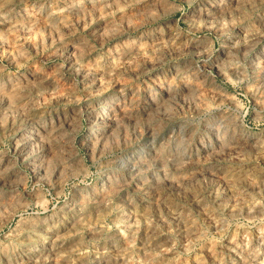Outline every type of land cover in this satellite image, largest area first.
I'll return each instance as SVG.
<instances>
[{"label":"rangeland","instance_id":"obj_1","mask_svg":"<svg viewBox=\"0 0 264 264\" xmlns=\"http://www.w3.org/2000/svg\"><path fill=\"white\" fill-rule=\"evenodd\" d=\"M263 61L264 0H0V264H264Z\"/></svg>","mask_w":264,"mask_h":264},{"label":"bare ground","instance_id":"obj_2","mask_svg":"<svg viewBox=\"0 0 264 264\" xmlns=\"http://www.w3.org/2000/svg\"><path fill=\"white\" fill-rule=\"evenodd\" d=\"M163 2H164V1H163ZM210 19H211V18H210ZM151 35H152V34H151ZM157 36H158V35H157ZM149 37H150V36H149ZM251 45H252V44H251ZM250 49H251V48H250ZM139 53H140V52H139ZM259 53H260V52H259ZM132 55H134V54H132ZM262 56H263V55H262ZM124 58H125V57H124ZM206 58H207V57H206ZM120 61H121V60H120ZM258 61H260V60H258ZM216 62H217V60H216ZM263 62H264V61H263ZM210 63H212V62H210ZM252 63H253V62H252ZM121 64H122V63H121ZM200 64H201V63H200ZM261 64H262V63H261ZM73 65H74V64H73ZM96 65H97V64H96ZM212 65H213V63H212ZM216 65H217V64H216ZM218 65H219V64H218ZM202 66H203V65H202ZM213 66H214V65H213ZM220 66H221V65H220ZM250 66H251V65H250ZM255 66H258V64L255 65ZM263 66H264V63H263ZM207 67H208V66H207ZM207 67L205 66V67H203V68H207ZM209 67H212V66H209ZM215 67H217V66H215ZM184 68H185V67H183V69H184ZM203 68H202V69H203ZM219 68H220V67H219ZM260 68H261V67H260ZM260 68L258 67L257 71H258V73H259V75H260L261 77L258 75V78H255V79H256V80L259 79V82H260V78H261V79H262L261 81L264 82V69H262V68L260 69ZM96 69H97V68H96ZM92 70H93V69H92ZM219 70H220V69H219ZM221 70H222V69H221ZM190 71H191V70H190ZM255 71H256V69H255ZM72 72H73V70H72ZM203 72H204V71H203ZM216 72H217V71H216ZM236 72H237V71H236ZM255 73H256V72H255ZM202 74H203V73H202ZM220 74H221V73H220ZM253 74H254V73H253ZM256 75H257V74H256ZM195 76L197 77V75H195ZM208 76H209V75H207V77H208ZM211 76H212V75H211ZM204 77H205V76H204ZM201 78H202V77H201ZM201 78H200V79H201ZM194 79H195V78H194ZM203 79H204V78H203ZM203 79H202V80H203ZM205 79H206V78H205ZM205 79H204V80H205ZM210 79H211V77H210ZM255 79H254V80H255ZM181 80H182V79H181ZM181 80H180V81H181ZM183 80H184V79H183ZM202 80H201V81H202ZM211 80H212V79H211ZM193 81H194V80H193ZM193 81H192V82H193ZM198 81H199V80H198ZM198 81H197V82H198ZM201 81H200V83H201ZM208 81H210V80H208ZM192 82H191V83H192ZM189 83H190V82H189ZM198 83H199V82H198ZM198 83H197V84H198ZM194 84H195V83H194ZM202 84H203V82H202ZM208 84H209V83H208ZM247 84H248V83H247ZM186 85H187V84H186ZM198 85H199V84H198ZM198 85H196L197 98H198V95H200V92L204 91V90L201 91V88H200V86L198 87ZM204 85H205V84H204ZM160 86H161V85H160ZM176 86H177V87H180V86H178V85H176ZM263 86H264V85H262V87H263ZM150 88H151V87H150ZM169 88H170V87H169ZM171 88H172V87H171ZM175 88H176V87H175ZM203 88H205V87H203ZM247 88H248V87H247ZM250 88H251V87H250ZM161 89H162V88H161ZM173 89H174V88H173ZM217 89H218V88H217ZM162 90H163V89H162ZM164 90H165V88H164ZM177 90H178V89H177ZM177 90H176V91H177ZM210 90H211V89H210ZM215 90H216V89H215ZM216 91H217V90H216ZM216 91H214V92H216ZM160 92H161V90H160ZM178 92H179V91H178ZM185 92H186V89H185ZM185 92H184V93H185ZM206 92H208V91H206ZM206 92H205V93H206ZM217 92H218V91H217ZM217 92H216V93H217ZM164 93H165V91H164ZM179 93H181V91H180ZM205 93H204V94H205ZM216 93H215V94H216ZM161 94H162V93H161ZM208 94H209V93H208ZM212 94H214V93H212ZM152 95H153V94H152ZM176 95H177V94H176ZM192 95H193V94H191V96H192ZM201 95H202V93H201ZM216 95H217V94H216ZM223 95H224V94H223ZM225 95H226V94H225ZM167 96L169 97V96H171V94H170V95H167ZM177 96H178V95H177ZM152 97H153V96H152ZM163 97H164V96H163ZM193 97L196 98V96H193ZM202 97H203V96H202ZM209 97H210V96H209ZM113 98H115V97H113ZM165 98L167 99L166 96H165ZM174 98H175V97H174ZM195 98H194V100H193L194 102L196 101ZM197 98H196V99H197ZM199 99H200V98H199ZM103 100H104V99H103ZM150 100H151V99H150ZM200 100H201V99H200ZM205 100H206V99H205ZM220 100H221V99H220ZM154 101H155V100H154ZM165 101H166V100H165ZM198 101H199V100H198ZM203 101H204V100H203ZM203 101H202V102H203ZM166 102H167V101H166ZM194 102H193V103H194ZM196 102H197V101H196ZM220 102H221V101H220ZM220 102H218V103H220ZM257 102H258V101H257ZM198 103H200V102H198ZM205 103H207V102H205ZM162 104H164V103H162ZM207 104H208V103H207ZM233 104H234V103H233ZM257 104H258V103H257ZM259 104H260V103H259ZM134 105H135V104H134ZM152 105H153V104H152ZM152 105H151V106H152ZM155 105H157V104H155ZM194 105H195V104H194ZM209 105H210V104H209ZM236 105H237V104H236ZM130 106H131V105H130ZM162 106H164V105H162ZM199 106H202V105L200 104ZM199 106H198V107H199ZM203 106H204V105H203ZM203 106H202V108H203ZM205 106H207V105L205 104ZM205 106H204V107H205ZM132 107H133V106H132ZM153 107H155V106H153ZM164 107H165V106H164ZM196 107H197V106L195 105V108H196ZM211 107H212V106H211ZM123 108H124V107H123ZM130 108H131V107H130ZM165 108H166V107H165ZM151 109H152V108H151ZM155 109H156V108H155ZM196 109H197V108H196ZM207 109H209V108H207ZM149 110H150V109H149ZM152 110H153V109H152ZM156 110H157V109H156ZM161 110H162V109H161ZM193 110H195V109H193ZM209 110H210V109H209ZM122 111H123V110H122ZM197 111H198V110H197ZM202 111H203V110H202ZM207 111H208V110H207ZM129 112H130V111H129ZM165 112H166V111H165ZM168 112H169V111H168ZM222 112H223V111H222ZM99 113H100V111H99ZM205 113H206V112H205ZM123 114H125V113H123ZM129 114H131V113H129ZM149 114H150V113H149ZM164 114H165V113H164ZM107 115H108V114H107ZM134 115H135V114H134ZM146 115H148V114H146ZM165 115H166V114H165ZM218 115H219V114H218ZM220 115H221V114H220ZM227 115H228V114H227ZM127 116H129V115L127 114ZM132 116H133V115H132ZM135 116H136V115H135ZM162 116H163V115H162ZM167 116H168V115H166L165 117H167ZM222 116H223V115H222ZM222 116H221V117H222ZM225 116H226V115H225ZM154 117H158V116H155V115H154ZM181 117H182V116H181ZM228 117H229V116H228ZM127 118H128V117H127ZM141 118H142V117H141ZM143 118H144V117H143ZM229 118H230V117H229ZM100 119H101V118H100ZM102 119H103V118H102ZM132 119H133V118H132ZM136 119H137V117H136ZM152 119H153V118H152ZM164 119H165V118H164ZM219 119H220V118H219ZM37 120H38V119H37ZM107 120H108V119H107ZM138 120H140V119H138ZM158 120H159V119H158ZM228 120H229V119H228ZM233 120H234V119H233ZM233 120H232V121H233ZM28 121H29V120H28ZM213 121H215V120H213ZM102 122H103V121H102ZM108 122H109V120H108ZM158 122H159V121H158ZM189 122H190V121H189ZM219 122H220V121H219ZM233 122H234V121H233ZM233 122H232V123H233ZM109 123H110V122H109ZM109 123H106V122H105V124H107V125H108ZM111 123H112V122H111ZM114 123H115V122H114ZM154 123H155V122H154ZM160 123H161V122H160ZM160 123H159V124H160ZM162 123H164V121H163ZM214 123H216V122H214ZM214 123H213V124H214ZM229 123H230V122H229ZM232 123H231V124H232ZM235 123H236V122H235ZM101 124H102V123H101ZM136 124H137V123H136ZM145 124H146V123H145ZM147 124H149V123H147ZM159 124H158V127H159ZM207 124H208V123H207ZM207 124H206V125H207ZM243 124H244V123H243ZM103 125H104V124H102V126H103ZM137 125H138V124H137ZM160 125L162 126V124H160ZM211 125H212V124H211ZM214 125H215V124H214ZM214 125H213L212 127H214ZM235 125H236V124H235ZM97 126H98V125H97ZM109 126H110V125H109ZM149 126H151V125H149ZM152 126H153V124H152ZM154 126H155V125H154ZM156 126H157V125H156ZM219 126H220V124L218 125V127H219ZM231 126H232V125H231ZM231 126L228 127V126H226V125L224 124V126H222V129H220V130H218V128L215 129V130H217V131H214V133H215L214 136H215L216 142H212L210 145H208L207 147H205L204 149H202L203 152H204V155H206L207 157L210 155L213 159H214L215 155L218 156V155L220 154V156H221V153H219L220 151H219V152H216V151L214 150V147L222 142L223 138H225V137L227 136V134H226L227 132L230 133V127H231ZM233 126H234V123H233ZM26 127H27V126H26ZM59 127H60V126H59ZM59 127H57V128H59ZM98 127H99V126H98ZM146 127H147V126H146ZM197 127H198V126H197ZM208 127H209V125H208ZM242 127H243L242 125H240V126L238 127V128L240 129V134H241V136L239 137L240 139L238 138V140H236V137H235V136H232V138H233V137L235 138V139L233 138V139L235 140V141H234V144H235V146H236V149H238V150H239V148H238L237 146H240V143L242 144V143L244 142V141L239 142V140L246 139L247 141H250V142L252 141V140H251V137H250L249 135L245 134L244 129H243L244 127H243V128H242ZM34 128H35V127H34ZM53 128H54V127H53ZM57 128H56V129H57ZM114 128H115V127H114ZM179 128H180V127H179ZM179 128H178V129H179ZM204 128H205V127H204ZM209 128H211V127H209ZM54 129H55V128H54ZM98 129H99V128H98ZM103 129H104V128H103ZM107 129H108V128H107ZM110 129H111V128H110ZM115 129H116V128H115ZM160 129H162V128H160ZM193 129H194V128H193ZM234 129H237V128L234 127ZM34 130H35V129H34ZM101 130H102V129H101ZM156 130H157V129H156ZM203 130H204V129H203ZM206 130H207V129H206ZM111 131H112V130H111ZM111 131H110V134H111ZM115 131H116V130H115ZM173 131H174V130H173ZM180 131H181V130H180ZM223 131L226 132L225 135H224V133H223L224 136H222V134L220 133V132H223ZM233 131L235 132V130H233ZM24 132H25V131H24ZM51 132H52V131H51ZM89 132H90V131H89ZM157 132H158V131H157ZM177 132H178V131H177ZM187 132H188V131H187ZM49 133H50V132H49ZM53 133H54V132H53ZM97 133H98V132H97ZM101 133H102V132H101ZM104 133H105V132H104ZM104 133H102V134H104ZM149 133L155 135V133L153 132V130H149ZM188 133H189V132H188ZM210 133H211V132H210ZM212 133H213V132H212ZM31 134H32V133H31ZM56 134H57V133H56ZM123 134H124V133H123ZM142 134H143V133H142ZM180 134H182V132H181ZM236 134H237V133H236ZM52 135H54V134H52ZM95 135H96V134H95ZM99 135H100V134H99ZM105 135H106V134H105ZM105 135H104V136H105ZM111 135H112V134H111ZM113 135H114V134H113ZM154 135H153V136H154ZM178 135H179V133H178ZM199 135H200V134H199ZM237 135H238V134H237ZM43 136H44V135H43ZM109 136H110V135H109ZM147 136H148V135H147ZM176 136H177V135H176ZM209 136H210V135H209ZM214 136H213V137H214ZM253 136H254V135H253ZM39 137H40V136H39ZM48 137H49V136H48ZM88 137H89V136H88ZM90 137H91V134H90ZM105 137H106V136H105ZM116 137H117V135H116ZM125 137H126V136H125ZM149 137H150V136H149ZM161 137H162V136H161ZM184 137H185V135H184ZM194 137H195V136H194ZM198 137H199V136H198ZM227 137H228V136H227ZM230 137H231V136H230ZM237 137H238V136H237ZM54 138H55V137H54ZM56 138H57V137H56ZM94 138H95V137H94ZM106 138H107V137H106ZM112 138H113V137H112ZM152 138H153V137H152ZM152 138H151V139H152ZM168 138H169V137H168ZM173 138H174V137H173ZM204 138H205V137H204ZM261 138H262V137H261ZM263 138H264V137H263ZM95 139L97 140V138H95ZM103 139H104V137H103ZM116 139H117V138H116ZM134 139H135V138H134ZM169 139H170V138H169ZM213 139H214V138H213ZM213 139H212V141H214ZM225 139H229V138H225ZM230 139H231V138H230ZM255 139H257V140H255ZM255 139H253V141H252V143H254V144H252V145L256 148L255 151H256V152L258 151V153H260L261 155L264 156V141H263L262 139H260L259 137H258V138H255ZM48 140H49V139H48ZM50 140H51V139H50ZM50 140H49V142H50ZM87 140H88V139H87ZM100 140H101V139H100ZM107 140H108V139H107ZM113 140H114V139H113ZM156 140H157V139H156ZM174 140H175V139H174ZM200 140H201V139H200ZM200 140H199V141H200ZM210 140H211V139H210ZM231 140H232V139H231ZM21 141H22V140H21ZM28 141H29V140H28ZM54 141H55V140H54ZM91 141H92V140H91ZM97 141H98V140H97ZM105 141H106V140H105ZM151 141H152V140H151ZM175 141H177V140H175ZM178 141H179V140H178ZM191 141H192V139H191ZM225 141H226V143H227V140H225ZM98 142H99V141H98ZM100 142L102 143L103 141H100ZM114 142H115V141H114ZM116 142H117V141H116ZM156 142H158V141H156ZM223 142H224V141H223ZM18 143H19V142H18ZM57 143H58V142H57ZM57 143L55 142L54 144H57ZM89 143H90V142H89ZM145 143H146V142H145ZM150 143H151V142H150ZM209 143H210V142H209ZM231 143H232V142H231ZM19 144H20V143H19ZM29 144H30V143H29ZM111 144H112V143H111ZM115 144H116V143H115ZM123 144H124V143H123ZM165 144H166V143H165ZM174 144H175V143H174ZM200 144H201V143H200ZM203 144H204V142H203ZM206 144H207V143H206ZM224 144H225V143H224ZM224 144H222V147H223ZM244 144H245V143H244ZM246 144H247V143H246ZM37 145H38V144H37ZM51 145H52V144L50 143V146H51ZM98 145H99V144H98ZM103 145H104V142L102 143V147H103ZM105 145H106V142H105ZM135 145H137V144H135ZM151 145H152V144H151ZM162 145H163V144H162ZM196 145H197V144H196ZM198 145H199V144H198ZM242 145H243V144H242ZM242 145H241V146H242ZM26 146H27V145H26ZM39 146H40V145H39ZM92 146H93V145H92ZM123 146H124V145H123ZM137 146H138V145H137ZM154 146H155V145H154ZM165 146H167V145H165ZM165 146H163V148H164ZM180 146H181V145H180ZM190 146H191V145H190ZM226 146L228 147V145H226ZM230 146H232V145L230 144ZM230 146H229V147H230ZM235 146H233V147H235ZM246 146H249V145H246ZM253 146H252V147H253ZM23 147H24V146H23ZM99 147H100V145H99ZM156 147H157V146H156ZM174 147H175V146H174ZM184 147H185V146H184ZM200 147H201V146H200ZM224 147H225V146H224ZM242 147H243V146H242ZM54 148H55V147H54ZM56 148H57V147H56ZM94 148H95V147H94ZM158 148H159V147H158ZM170 148H171V147H170ZM170 148H169V149H170ZM178 148H179V146H178ZM196 148H197V147H196ZM220 148H221V147H220ZM250 148H251V146H250ZM255 148H254V149H255ZM21 149H22V148H21ZM29 149H30V148H29ZM51 149H52V148H51ZM186 149H187V148H186ZM191 149H192V146H191V148H190L189 150H191ZM221 149H223V148H221ZM221 149H220V150H221ZM225 149H226V147H225ZM227 149H229V148H227ZM227 149H226V150H227ZM233 149H234V148H232V150H233ZM241 149H242V148H241ZM246 149H247V148H246ZM252 149H253V148H252ZM254 149H253V150H254ZM23 150H24V149H23ZM25 150H26V149H25ZM39 150H40V149H39ZM56 150H58V149H56ZM154 150H155V149H154ZM165 150H168V149H165ZM179 150H180V149H179ZM192 150H193V149H192ZM195 150H196V149H195ZM195 150H194V152H195ZM223 150H224V149H223ZM226 150H225V151H226ZM229 150H230V149H229ZM238 150H237V151H238ZM248 150H249V149H248ZM26 151H28V149H27ZM29 151H32V150H29ZM34 151H35V150H34ZM52 151H53V149H52ZM58 151H59V150H58ZM150 151H151V150H150ZM152 151H153V150H152ZM173 151H175V150H173ZM176 151H177V150H176ZM184 151H185V150H184ZM198 151H199V150H198ZM214 151H215V152H214ZM217 151H218V150H217ZM240 151H241V150H240ZM242 151H243V149H242ZM48 152H49V151H48ZM136 152H137V151H136ZM139 152H141V151L139 150ZM155 152H156V151H155ZM180 152H182V151L180 150ZM223 152H224V151H223ZM233 152H234V151H233ZM34 153H35V152H34ZM162 153H163V152H162ZM165 153H166V152H165ZM170 153H171V152H170ZM187 153H188V152H187ZM189 153L191 154V152H189ZM28 154H29V153H28ZM40 154H41V153H40ZM58 154H59V153H58ZM58 154H57V155H58ZM62 154H64V152H63ZM129 154H130V153H129ZM153 154H154V153H153ZM155 154H156V153H155ZM173 154H174V153H173ZM177 154H178V153H177ZM180 154H181V153H180ZM194 154H195V153H194ZM225 154H226V153H224V155H225ZM228 154H229V152H228ZM228 154H227V155H228ZM231 154H232V153H231ZM231 154H230V155H231ZM17 155H18V154H17ZM54 155H56V153H55ZM64 155H65V154H64ZM157 155H158V153H157ZM169 155H170L169 157H171L172 154H169ZM202 155H203V154H202ZM224 155H222V156L224 157ZM233 155H234V153H233ZM27 156H28V155H27ZM116 156H117V155H116ZM182 156H183V155H182ZM206 156H205V157H206ZM217 156H216V159H218ZM263 156H261V157H263ZM43 157H44V156H43ZM53 157H55V156H53ZM53 157H52V158H53ZM57 157H58V156H56V158H57ZM66 157H67V156H66ZM133 157H134V156H133ZM141 157H142V156H141ZM153 157H154V156H153ZM153 157H152V158H153ZM156 157H157V156H155L154 158H156ZM184 157H185V156H184ZM207 157L205 158L206 161H207L208 158L210 159V157H208V158H207ZM225 157H226V156H225ZM56 158H55V159H56ZM59 158H61V157H59ZM63 158H64V157H63ZM63 158H61V159H63ZM129 158H130V157H129ZM152 158H151V159H152ZM164 158H165V157H164ZM172 158H174V157H172ZM172 158H171V159H172ZM192 158H193V156H192ZM57 159H58V158H57ZM131 159H132V157L130 158V160H131ZM138 159H139V158H138ZM157 159H158V158H157ZM166 159H167V158H166ZM168 159H169V158H168ZM171 159L169 160V163H170ZM185 159H186V157H185ZM187 159H188V158H187ZM205 159H204V160H205ZM219 159H220V157H219ZM228 159H229V158H228ZM234 159H235V158H234ZM132 160H133V159H132ZM153 160H154V159H153ZM173 160H174V159H173ZM195 160H197V159H195ZM199 160H200V159H199ZM202 160H203V159H202ZM210 160H211V159H210ZM214 160H215V159H214ZM50 161H51V160H50ZM50 161H49V162H50ZM53 161H54V160H53ZM55 161H56V160H55ZM63 161H64V160H63ZM63 161L61 160V162H63ZM143 161H144V160H143ZM161 161H163V160H162V157H161ZM187 161H188V160H187ZM189 161H190V160H189ZM49 162L45 163V164H47L48 167H50V164L48 165ZM56 162H57V161H56ZM110 162H111V161H110ZM131 162H132V161H131ZM133 162H134V161H133ZM135 162H136V161H135ZM135 162H134V163H135ZM138 162H139V161H138ZM152 162H153V161H152ZM185 162H186V160L183 161V163H185ZM203 162H204V161H203ZM52 163H53V162H52ZM58 163H59V162H58ZM127 163H128V162H127ZM142 163H143V162H142ZM135 164H136V163H135ZM159 164H160V161H159ZM161 164H162V163H161ZM170 164H171V163H170ZM175 164H176V163H175ZM178 164H179V162L177 163V165H178ZM180 164H181V163H180ZM180 164H179V165H180ZM188 164H189V163L187 162V165H188ZM192 164H193V163H192ZM197 164H198V163H197ZM209 164H210V163H209ZM248 164H249V163H248ZM30 165H31V163H30ZM39 165H41V164H39ZM129 165H130V164H129ZM132 165H134V164H132ZM139 165H140V163H139ZM164 165H165V161H164ZM179 165H178V166H179ZM181 165H182V164H181ZM185 165H186V164H185ZM213 165H214V164H213ZM240 165H242V164H240ZM246 165H247V163H246ZM250 165H252V164L250 163ZM250 165H249V167H250ZM11 166H12V165H11ZM35 166H36V165H35ZM42 166H43V165H42ZM68 166H69V165H68ZM158 166H159V165H158ZM161 166H162V165H161ZM174 166H175V165H174ZM189 166H190V165H189ZM219 166H220V165H219ZM4 167H5V166H4ZM36 167H37V166H36ZM56 167H57V166H56ZM163 167H164V166H163ZM175 167H176V166H175ZM198 167H199V166H198ZM214 167H215V166H214ZM239 167H240V166H239ZM243 167H244V166H243ZM243 167H242V168H243ZM254 167H255V166H254ZM45 168H46V166H45ZM51 168H52V167H51ZM63 168H64V167H63ZM147 168H148V167H147ZM166 168H167V167H166ZM188 168H189V167H188ZM194 168H195V167H194ZM207 168H208V167H207ZM212 168H213V167H212ZM221 168H222V167H221ZM233 168H234V167H233ZM244 168H245V167H244ZM247 168H248V167H247ZM250 168H251V167H250ZM7 169H8V168H7ZM7 169H4V170H7ZM36 169H37V168H36ZM43 169H44V168H43ZM52 169H53V168H52ZM131 169H132V168H131ZM142 169H143V168H142ZM157 169H158V168H157ZM178 169H179V168H178ZM205 169H206V168H205ZM205 169H204V170H205ZM208 169H209V168H208ZM213 169H214V168H213ZM216 169H217V168H216ZM226 169H227V168H226ZM230 169H231V168H230ZM234 169H235V168H234ZM240 169H241V168H240ZM245 169H246V168H245ZM251 169H252V168H251ZM253 169H255V168H253ZM253 169H252V171H254ZM1 170H2V169H1ZM1 170H0V171H1ZM55 170H56V169H55ZM64 170H65V169H64ZM158 170H159V169H158ZM166 170H167V169H166ZM201 170H202V169H201ZM206 170H207V169H206ZM209 170H210V169H209ZM218 170H219V169H218ZM249 170H250V169H249ZM255 170H257V169H255ZM258 170H259V168H258ZM258 170H257V171H258ZM48 171H49V170H48ZM58 171H59V170H58ZM66 171H67V170H66ZM196 171H197V169H196ZM202 171H203V170H202ZM202 171H201V172H202ZM220 171H221V170H220ZM236 171H237V170H236ZM240 171H241V170H240ZM246 171H247V170H246ZM260 171H261V170H260ZM260 171H259V172H260ZM263 171H264V170H263ZM3 172H4V171H3ZM3 172L1 171V173H3ZM13 172H14V171H13ZM36 172H37V171H36ZM39 172H40V169H39ZM43 172H44V171H43ZM51 172H52V171H51ZM142 172H143V171H142ZM155 172H156V171H155ZM203 172H205V171H203ZM211 172H212V171H210V173H211ZM226 172H228V171H226ZM247 172H248V171H247ZM247 172H246V173H247ZM255 172H256V171H255ZM259 172H258V173H259ZM1 173H0V174H1ZM4 173H6V171H5ZM62 173H63V172H62ZM131 173H132V172H131ZM207 173H208V172H207ZM207 173H206V174H207ZM210 173H209V174H210ZM213 173H214V172H213ZM219 173H220V172H219ZM232 173H233V172H232ZM241 173H242V172H241ZM263 173H264V172H263ZM16 174H17V173H16ZM37 174H38V173H37ZM50 174H51V173H50ZM52 174H53V173H52ZM110 174H111V173H110ZM217 174H218V173H217ZM242 174H243V173H242ZM247 174H248V173H247ZM259 174H260V173H259ZM12 175H13V174H12ZM40 175H41V174H40ZM60 175H61V172H60ZM60 175H59V176H60ZM62 175H63V174H62ZM113 175H114V174H113ZM161 175H162V174H161ZM210 175H212V174H210ZM210 175H209V176H210ZM213 175H214V174H213ZM226 175H227V174H226ZM231 175H232V174H231ZM237 175H238V173H237ZM239 175H240V173H239ZM244 175H245V173H244ZM249 175H250V174H249ZM249 175H248V176H249ZM251 175L253 176V174H251ZM2 176H3V175H1V178H2ZM10 176H11V174H10ZM124 176H125V175H124ZM138 176H139V175H138ZM140 176H141V175H140ZM140 176H139V177H140ZM216 176H217V175H216ZM220 176H221V174H220ZM228 176H229V175H228ZM245 176H246V175H245ZM255 176H256V175H255ZM262 176H263V175H262ZM55 177H56V176H55ZM139 177H138V180H141V179H139ZM177 177H178V176H177ZM223 177H225V176H223ZM226 177H227V176H226ZM226 177H225V178H226ZM256 177H257V176H256ZM15 178H17V177L15 176ZM59 178H60V177H59ZM219 178H221V177H219ZM239 178H240V177H239ZM247 178H248V177H247ZM260 178H261V177H260ZM262 178H263V177H262ZM262 178H261V180H262ZM248 179H249V178H248ZM254 179H255V178H254ZM17 180H18V179H17ZM43 180H44V179H43ZM263 180H264V179H263ZM3 181H4V179H3ZM169 181H170V180H169ZM171 181H172V179H171ZM176 181H177V179H176ZM250 181H251V180H250ZM0 182H1V181H0ZM172 182H173V181H172ZM9 183H10V182H9ZM13 183L15 184V182H13ZM104 183H105V182H104ZM106 183H107V182H106ZM122 183H124V182H122ZM122 183H121L120 185H122ZM133 183H134V182H133ZM168 183H169V182H168ZM177 183H179V181H178ZM129 184H130V183H128V184H126V185H129ZM139 184H140V183H139ZM156 184H157V183H156ZM3 185H4V184H3ZM126 185H124V186H126ZM118 186H119V185H118ZM146 186H147V184H146ZM149 186H150V185H149ZM14 187H15V186H14ZM115 187H116V186H115ZM121 187H122V186H121ZM133 187H134V186H133ZM16 188H17V187H16ZM145 188H146V187H145ZM136 189H138V188H136ZM136 189H135V190H136ZM149 189H150V187H149ZM0 190H1V189H0ZM111 190H112V192H113V186H112V189H111ZM125 190H126V189H125ZM127 190H128V189H127ZM131 190H132V189H131ZM138 190H139V189H138ZM142 190H143V189H142ZM155 190H156L155 192L158 191L157 189H155ZM106 191H107V190H106ZM116 191H117V190H116ZM116 191H115V192H116ZM0 192H1V191H0ZM123 192H124V191H123ZM142 192H143V191H142ZM159 192H160V191H159ZM108 193H109V192H108ZM1 194H3V198H4V193H1ZM18 194H19V193H18ZM95 194H96V193H95ZM111 194H112V193H111ZM150 194H152V193H150ZM154 194H156V193H154ZM154 194H152V195L154 196ZM158 194H159V193H158ZM97 195H99V194H97ZM147 195H148V194H147ZM0 196L2 197V195H0ZM89 196H90V194H89ZM100 196H101V195H100ZM125 196H126V194H125ZM127 196H128V195H127ZM139 196H140V195H139ZM142 196H143V195H142ZM142 196H141V197H142ZM161 196H163V195H161ZM161 196H160V197H161ZM11 197H12V196H11ZM81 197H82V196H81ZM95 197H96V196H95ZM121 197H122V196H121ZM6 198H7V196H6ZM91 198H92V197H91ZM93 198H94V197H93ZM98 198H99V197H98ZM102 198H103V197H102ZM155 198H156V197H155ZM7 199H8V198H7ZM7 199H6V200H7ZM83 199H84V197H83ZM99 199H100V198H99ZM104 199H105V198H104ZM104 199H103V200H104ZM88 200H89V199H88ZM90 200H91V199H90ZM106 200H107V199H106ZM160 200H162V199H159V201H160ZM2 201H3V199H2ZM15 201H16V200H15ZM91 201H92V200H91ZM149 201H150V200H149ZM157 201H158V200H157ZM165 201H166V200H165ZM84 202H85V201H84ZM86 202H87V201H86ZM88 202H89V201H88ZM98 202H100V201H98ZM101 202H102V200H101ZM104 202H105V201H104ZM106 202H107V201H106ZM106 202H105V203H106ZM140 202H141V201H140ZM151 202H152V200H151ZM0 203H1V202H0ZM9 203H10V202H9ZM11 203H12V202H11ZM76 203H77V202H76ZM105 203H104V205H105ZM155 203H156V202H155ZM2 204H3V202H2ZM5 204H6V202H5ZM7 204H8V203H7ZM83 204H84V203H83ZM145 204H146V203H145ZM148 204H149V203H148ZM148 204H147V205H148ZM150 204H151V203H150ZM166 204H167V203H166ZM166 204H165V205H166ZM102 205H103V203H102ZM161 205H162V204H161ZM81 206H82V205H81ZM95 206H96V205H95ZM166 206L168 207V204H167ZM170 206H171V204H170ZM178 206H179V205H178ZM84 207H85V206H84ZM172 207H173V206H172ZM180 207H181V206H180ZM80 208H81V207H80ZM85 208H86V207H85ZM174 208H175V207H174ZM174 208H173V210H174ZM171 209H172V208H171ZM176 211H177V210H176ZM176 211H175V212H176ZM181 211H182V210H181ZM181 211H180V212H181ZM182 212H183V211H182ZM171 213H172V212H171ZM178 213H179V212H178ZM180 216H182V214H181ZM188 216H189V215H188ZM171 217H172V216H171ZM183 217H184V215H183ZM183 217H182V218H183ZM178 218H179V217H178ZM180 218H181V217H180ZM182 218H181V219H182ZM186 218H187V217H186ZM78 219H79V218H78ZM171 219H172V218H171ZM174 219H175V218H174ZM176 220H177V219H176ZM178 220H180V219H178ZM184 220H185V219H184ZM187 225H188V224H187ZM135 230H136V229H135ZM155 236H156V235H155ZM125 238H126V237H125ZM121 239H122V238H121ZM127 243H128V242H127ZM219 245H220V244H219ZM222 245H223V244H222ZM227 246H228V244H227ZM215 247H216V246H215ZM228 247H229V246H228ZM206 248H207V247H206ZM211 248H212V247H211ZM221 248H224V247H220V249H221ZM214 249H215V248H213V250H214ZM220 249H219V250H220ZM32 250H33V249H32ZM213 250H209L208 253H207V254H208V257H207V258H209V261H211L212 264H224L223 262H225V261H223V259L221 258V257H222V256H220L221 253H219L218 251H213ZM221 250H222V249H221ZM226 250H227V249H226ZM232 251H233V250H232ZM29 253H30V252H29ZM235 254H237V253H235ZM204 255H206V254H204ZM221 255H222V254H221ZM237 255H238V254H237ZM201 256H202V255H201ZM228 256H229V255H228ZM231 256H232V255H231ZM233 256H234V255H233ZM107 258H108V257H107ZM109 258H110V257H109ZM199 258H200V257H199ZM199 258H198V259H199ZM228 258L231 259L230 256H229ZM239 258H240V257H239ZM100 259H101V258H100ZM104 259H105V258H104ZM168 259H169V258H168ZM195 259H196V258H195ZM198 259H196V260H198ZM203 259H204V258H203ZM237 259H238V258H237ZM173 260H174V258H173ZM199 260H201V259H199ZM204 260H205V259H204ZM227 260H228V259H227ZM104 261H105V260H104ZM193 261H194V259H193ZM205 261H206V260H205ZM230 261H231V260H230ZM109 262H110V261H109ZM171 262H172V261H171ZM178 262H179V261H178ZM188 262H189V261H188ZM207 262H208V259H207ZM228 262H229V261H228ZM242 262H243V260H242ZM251 262H252V261H251ZM110 263H111V262H110ZM167 263H168V262H167ZM174 263H175V262H174ZM205 263H206V262H205ZM234 263H235V262H234ZM238 263H239V262H238ZM171 264H172V263H171ZM183 264H184V263H183ZM193 264H204V263H202L201 261H195ZM232 264H233V263H232ZM242 264H243V263H242Z\"/></svg>","mask_w":264,"mask_h":264}]
</instances>
